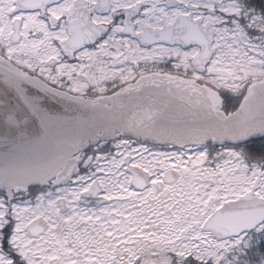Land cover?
I'll list each match as a JSON object with an SVG mask.
<instances>
[{"label": "snow or ice", "instance_id": "snow-or-ice-1", "mask_svg": "<svg viewBox=\"0 0 264 264\" xmlns=\"http://www.w3.org/2000/svg\"><path fill=\"white\" fill-rule=\"evenodd\" d=\"M0 264H264V0H0Z\"/></svg>", "mask_w": 264, "mask_h": 264}]
</instances>
